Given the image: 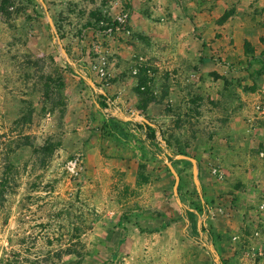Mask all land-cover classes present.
Returning <instances> with one entry per match:
<instances>
[{
    "label": "rangeland",
    "instance_id": "rangeland-1",
    "mask_svg": "<svg viewBox=\"0 0 264 264\" xmlns=\"http://www.w3.org/2000/svg\"><path fill=\"white\" fill-rule=\"evenodd\" d=\"M43 1L69 58L108 106L102 115L66 68L38 0H0V264H61L56 251L76 240L81 264H134L137 247L121 224L129 237L137 225L168 240L185 264L201 255L215 264L187 237L174 176L139 144L140 122L119 111L162 126L200 163L208 207L200 218L221 264H264V67L255 59L264 51V0ZM123 7L125 29L96 30ZM24 142L58 146L47 155ZM173 166L190 208L200 198L191 163Z\"/></svg>",
    "mask_w": 264,
    "mask_h": 264
},
{
    "label": "trees",
    "instance_id": "trees-1",
    "mask_svg": "<svg viewBox=\"0 0 264 264\" xmlns=\"http://www.w3.org/2000/svg\"><path fill=\"white\" fill-rule=\"evenodd\" d=\"M102 21L99 19L98 23ZM90 26V23H87L84 25V28ZM98 26V24H97ZM105 28V27H104ZM101 29H103L102 26H99V28H96V30L101 33ZM62 35H60V38L62 39ZM66 51L68 52V49L65 48ZM69 53V52H68ZM255 59L258 61L259 64H261L264 67V51L260 53ZM65 66L68 70L74 71V67H72L70 64L65 63ZM251 66V63H248L246 67H243L242 69H238L236 71H246L249 67ZM80 65L76 63V69H79ZM87 76L91 77L90 74H87ZM81 82L84 84V80L80 78ZM144 81H140V86L144 85ZM87 88H90L88 85H86ZM139 89V88H138ZM92 90V89H91ZM94 97V104L96 105L97 109L99 110L102 115H105L104 109L108 106L107 104V97L104 94L94 92L92 90ZM47 95V94H46ZM23 121L28 120L26 117H22ZM106 121H111L114 123V121L107 119L104 117ZM115 120V122H122L120 120ZM127 124H131V122H126ZM107 124V123H106ZM135 128L137 129V134L136 138L139 142V144L142 146L143 150L145 151L146 154L150 155L151 157L155 158H160L164 161L165 158H168L169 161L172 162V165L174 163L179 162V161H186V160H176L173 157L177 154H186L189 155L185 148L182 146L178 147H173L171 141L169 140L168 137L165 136V132L162 126L160 125H149V124H134ZM108 126V125H107ZM157 132H159L160 135L163 136V140L165 141V145H162L160 141L158 140L157 137ZM27 139V137H25ZM24 145H29L32 146V144H29L28 142H24ZM58 144L56 143H47L46 145L42 147H33V150H43L47 155L51 154L55 148H57ZM189 162V161H188ZM198 168L200 169V163L197 161ZM167 167V166H166ZM143 179H146L145 176L141 175L140 176ZM180 182H181V177H180ZM181 185L179 183L178 186V192L179 195L181 194ZM182 211V218L185 220L186 227H187V237L200 244L206 251L207 249V244L213 242V236L212 233L208 230L205 222L202 220L201 224L198 226V219L201 217L202 214L203 218L208 216V207L206 202H201L200 198L198 199L197 203H194L192 207H187L186 205L183 204V206L180 207ZM81 242L79 240L76 241H70L68 245L64 248L58 249L55 253L54 256L55 258L59 261H61V264H65L64 261H62V256L64 254L68 255H73L75 259H72L71 262H74L75 264H81L82 260L84 258L83 253L77 249V246L80 245ZM81 246V245H80ZM209 252V251H208Z\"/></svg>",
    "mask_w": 264,
    "mask_h": 264
},
{
    "label": "water",
    "instance_id": "water-1",
    "mask_svg": "<svg viewBox=\"0 0 264 264\" xmlns=\"http://www.w3.org/2000/svg\"><path fill=\"white\" fill-rule=\"evenodd\" d=\"M38 1H39V3L41 4V6L43 7V9L45 11L47 22L49 24L50 29L52 30V32L54 34L56 43L58 44L59 50H60L62 56L64 57L65 62L70 64L72 67H74V69H75L74 72L80 78H82L85 81V83L90 87V89H92L94 92L101 93V94L105 95V92L103 90L99 89L94 84V82H93L91 77L87 76V74L82 73L80 71V69H76L75 68L76 67V63L69 58V56L67 54V51L64 48V46H63V44L61 42V39H60L59 35L57 34V32L55 30L52 18L50 17V14H49V12L47 10L45 2L43 0H38ZM118 114H119V117L122 120H125V121H139L141 124L144 123V124L154 125V124L150 123L147 119L141 117L138 114H133L132 116H125V114L122 111H119ZM157 137H158V140L160 141V143L162 145H165V141L161 138V135L159 134V132H157ZM173 158L176 159V160H187V161H189L191 163V174H192L193 184L195 186V189H196L200 199L203 201L201 186H200V182H199V179H198L197 159L192 157V156H190V155H186V154H177ZM164 163L167 166V168L169 169V171L171 172V174L174 176V182H173V186H172V193H173V196H174L177 204L181 207V206H183V203H182V201H181V199L179 197V192H178V186H179V183H180V176L177 173V171L175 170L174 166L172 165V162L169 161L168 158L164 159ZM201 221H202V219L199 218L198 219V226L201 224ZM207 249H208L209 253L211 254V256L213 257L214 263L215 264H221L220 257L218 255V253L216 252L212 242L207 244Z\"/></svg>",
    "mask_w": 264,
    "mask_h": 264
},
{
    "label": "crops",
    "instance_id": "crops-1",
    "mask_svg": "<svg viewBox=\"0 0 264 264\" xmlns=\"http://www.w3.org/2000/svg\"><path fill=\"white\" fill-rule=\"evenodd\" d=\"M153 222H154L153 219L146 218L144 221V224L146 226L144 227H147V229L152 226L154 227ZM121 225H118L119 230H120L119 234L120 233L122 234V231H123L124 234H122V236L123 238L125 237V242L134 241V245L137 247V250L136 249L133 250V255H132L135 258L134 264H173L174 258L177 256L176 255L177 253H175L176 251L168 249V247L170 248L172 247V245L169 244L168 240L165 239V242H159L158 240L153 241L152 238H155V236H153L150 233L148 234V230L147 231L144 230L146 232H143V229L139 228L137 225L135 226L137 228H132V230L135 231L136 233L133 232V234H129L131 235L129 237L125 235V231ZM147 234H148V237H147ZM244 237H242L243 240L250 238V236L248 235H244ZM129 250L130 249L125 250L124 252L126 251L129 252ZM219 253H220L219 254L220 259H223V254H221V252ZM202 256L203 255L199 256L198 260L201 259L203 261H199L197 263V261H195L196 259H194L193 264H200V263L204 264L205 260H204V257ZM228 257L230 258V256L227 255L226 258ZM262 259L264 260V255ZM175 260H177V264H185L183 263L185 259H183L181 255L180 257H176ZM186 260L187 262H190L192 258L187 257ZM230 264H233V263H230Z\"/></svg>",
    "mask_w": 264,
    "mask_h": 264
},
{
    "label": "built area",
    "instance_id": "built-area-1",
    "mask_svg": "<svg viewBox=\"0 0 264 264\" xmlns=\"http://www.w3.org/2000/svg\"><path fill=\"white\" fill-rule=\"evenodd\" d=\"M129 0H125V5L128 4ZM129 21V13L128 10L124 7L122 8L121 12L117 14L110 22H101L100 25L103 27L101 29V33L104 35H111L114 32H119L125 29ZM105 27V28H104ZM100 74L105 75L104 69L100 68Z\"/></svg>",
    "mask_w": 264,
    "mask_h": 264
}]
</instances>
